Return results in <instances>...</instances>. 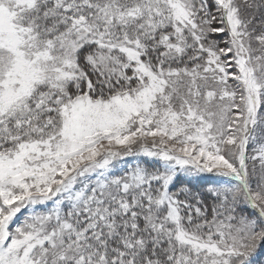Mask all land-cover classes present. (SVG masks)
Returning <instances> with one entry per match:
<instances>
[{"label": "snow or ice", "instance_id": "6c2138e0", "mask_svg": "<svg viewBox=\"0 0 264 264\" xmlns=\"http://www.w3.org/2000/svg\"><path fill=\"white\" fill-rule=\"evenodd\" d=\"M0 264H264V0H0Z\"/></svg>", "mask_w": 264, "mask_h": 264}]
</instances>
